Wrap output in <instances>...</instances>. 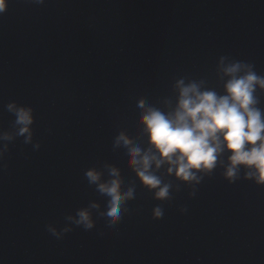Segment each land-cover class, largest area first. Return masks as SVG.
Masks as SVG:
<instances>
[{
  "label": "water",
  "instance_id": "95a60500",
  "mask_svg": "<svg viewBox=\"0 0 264 264\" xmlns=\"http://www.w3.org/2000/svg\"><path fill=\"white\" fill-rule=\"evenodd\" d=\"M222 59L264 75V0H9L0 14V137H11L0 138V264H264V186L243 170L229 183L218 163L197 183L153 165L170 185L156 199L129 164L130 147L149 148L139 102L171 111L181 79L224 94ZM13 102L32 109L28 142ZM121 133L131 145L117 144ZM112 179L133 195L109 225L111 197L98 185ZM81 210L92 228L76 223Z\"/></svg>",
  "mask_w": 264,
  "mask_h": 264
},
{
  "label": "clouds",
  "instance_id": "9594fccd",
  "mask_svg": "<svg viewBox=\"0 0 264 264\" xmlns=\"http://www.w3.org/2000/svg\"><path fill=\"white\" fill-rule=\"evenodd\" d=\"M37 2L43 3V0ZM8 5L9 0H0V14L7 11ZM220 71L227 77L222 95L215 90H202L201 83L185 84L181 79L175 85L178 96L171 111L164 112L139 102V122L144 126L149 148L142 152L139 146L130 147L129 164L144 186L150 191L156 190V199L168 198L170 185L163 183L155 170H150L153 165L159 169L167 164L169 175L174 174L182 182L199 183L198 174H210L219 163L225 167L224 176L229 183L243 170L245 179L264 186V109L258 107L257 95V89L264 92V75L258 74L250 63L234 61L225 65L223 59ZM7 108L15 113L16 124L21 125L18 134L28 133L26 142L30 141L32 109L17 107L14 102ZM0 138L11 139L7 134ZM116 142H123L125 146L132 144L124 133ZM225 153L228 154L226 165L221 159ZM86 175L92 183L100 180L95 170H89ZM112 175L118 176L115 168ZM98 187L111 197L106 219L113 225L121 218V204L132 197V190L121 194L118 179L100 183ZM162 214L159 208L155 209L156 218ZM78 215L77 224H83L86 229L93 227L87 210L79 211Z\"/></svg>",
  "mask_w": 264,
  "mask_h": 264
}]
</instances>
